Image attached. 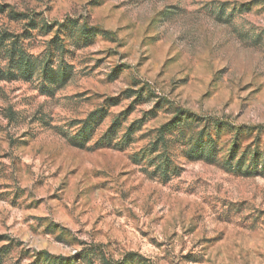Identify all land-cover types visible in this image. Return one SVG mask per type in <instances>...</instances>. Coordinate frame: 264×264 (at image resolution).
Wrapping results in <instances>:
<instances>
[{"label": "rangeland", "instance_id": "rangeland-1", "mask_svg": "<svg viewBox=\"0 0 264 264\" xmlns=\"http://www.w3.org/2000/svg\"><path fill=\"white\" fill-rule=\"evenodd\" d=\"M249 1L0 0V27L24 30L9 10L50 25L28 49L63 76L0 80L3 264L90 243L153 264H264V0ZM176 108L225 125L218 162L176 149L165 179L151 141ZM235 142L238 172L221 163Z\"/></svg>", "mask_w": 264, "mask_h": 264}, {"label": "trees", "instance_id": "trees-1", "mask_svg": "<svg viewBox=\"0 0 264 264\" xmlns=\"http://www.w3.org/2000/svg\"><path fill=\"white\" fill-rule=\"evenodd\" d=\"M257 0L243 2L240 4L241 10L248 11ZM6 11L3 5H0V12ZM11 19L24 21V30L15 33L8 28L0 27V80L11 81L18 78L31 79L33 76H41L46 80H59L62 76V70L54 69L47 64V59L41 54L35 55L28 49L30 37L33 31L47 33L50 25L41 21L36 16H30L24 12L8 11ZM88 29L87 26H83ZM44 30V31H43ZM55 50H50V54ZM48 53V54H49ZM94 114V112H93ZM92 116V113H91ZM91 116L84 122V127H89ZM201 116H196L193 112L183 108H176L175 114L167 122L160 125L155 130V137L151 141L150 152H156L157 161L156 169L164 176L165 179L170 173H178L179 168L173 165L171 154L176 149L186 158L202 159L208 162H218V135L212 132V126L220 131L225 125L224 121L214 118L207 123L201 124ZM214 123V124H213ZM116 121L112 122L111 127H115ZM110 132V129L107 131ZM83 135V132L80 133ZM105 135L111 143L112 137ZM130 134H124L128 137ZM238 154L237 143L228 145L225 156L222 158V164L233 172L243 171L248 168L244 167L243 161L245 154L241 158H236ZM252 167L256 169L258 158L255 152L250 155ZM172 169V171L170 170ZM3 236L0 235V241ZM9 251L7 245L0 246V264H3L4 257ZM27 264H153L147 261L137 252H126L120 258L113 259L103 250L102 244L90 243L81 247L71 255L51 254L47 250L39 251L33 260Z\"/></svg>", "mask_w": 264, "mask_h": 264}]
</instances>
